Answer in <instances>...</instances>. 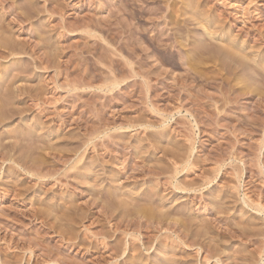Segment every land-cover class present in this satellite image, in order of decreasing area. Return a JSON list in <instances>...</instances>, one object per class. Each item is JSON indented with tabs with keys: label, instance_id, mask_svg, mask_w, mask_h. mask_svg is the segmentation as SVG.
I'll use <instances>...</instances> for the list:
<instances>
[{
	"label": "rangeland",
	"instance_id": "obj_1",
	"mask_svg": "<svg viewBox=\"0 0 264 264\" xmlns=\"http://www.w3.org/2000/svg\"><path fill=\"white\" fill-rule=\"evenodd\" d=\"M188 1L0 0V264L261 261L264 0Z\"/></svg>",
	"mask_w": 264,
	"mask_h": 264
},
{
	"label": "bare ground",
	"instance_id": "obj_2",
	"mask_svg": "<svg viewBox=\"0 0 264 264\" xmlns=\"http://www.w3.org/2000/svg\"><path fill=\"white\" fill-rule=\"evenodd\" d=\"M187 2H188V4H192V3H190L188 0H187ZM193 3H194V2H193ZM124 4H125V3H124ZM186 4H187V3H186ZM0 6H1V5H0ZM10 6H12V5H11V2H10L9 7H10ZM189 6H190V5H189ZM186 7H187V5H186ZM2 8H4V7L2 6ZM2 8H1V10H2ZM188 9H189V8H188ZM191 15H192V14H191ZM192 16L194 17V15H192ZM192 16H191V17H192ZM195 17H196V16H195ZM198 17H199V16H198ZM17 18H19V17H17ZM195 20H197V19H195ZM202 21H203V20H202ZM0 22H1V21H0ZM21 22H22V21H21ZM208 22H209V21H208ZM202 23H203V22H202ZM202 23H201V24H202ZM204 23H205V22H204ZM0 24H1V23H0ZM203 25H204V24H203ZM205 25H209V26H210V24L207 23V22L205 23ZM205 25L203 26V28L206 27ZM0 26L3 27V25H0ZM212 27H213V26H212ZM0 29H1V28H0ZM211 29H212V28H210V30H209V28L206 29L207 31L205 32V33H206L205 35L208 34V35L211 36L212 34H214V33H213V30H211ZM214 30H215V29H214ZM1 31H2V29H1ZM3 32H4V27H3ZM0 33H1V32H0ZM253 33H254V32H253ZM3 34H4V33H3ZM3 34H2V35H3ZM215 34L217 35V33H215ZM215 34H214V35H215ZM214 35H213V36H214ZM221 35H222V34H221ZM242 35H243V34H242ZM249 37H250V36H249ZM256 38H257V37H256ZM212 39H213V38H212ZM218 40H220V39H218ZM257 40H258V39H257ZM258 41H259V40H258ZM209 43H211V42H209ZM228 43H229V42H228ZM233 43H234V42H233ZM260 43H261V42H260ZM225 44H227V43H225ZM234 44H235V43H234ZM261 44H262V43H261ZM220 45H223V43L220 44ZM229 45H230V44H229ZM211 46H212V44H211ZM230 46H231V45H230ZM238 46H239V45H238ZM212 47H213V46H212ZM219 47H220V46H219ZM223 47H225V50L228 52L227 55L229 54L228 56H229L230 58L234 59V60H235V58H237V57H239L240 60H241V58H242V60H243V59H245V60L247 59V60H248V58H249L248 56H246L247 53L245 54V53L241 52L240 49H238L237 46H236L237 48H234L235 46H234V47H233V46L229 47L228 45H227V46H223ZM243 47H244V46H243ZM248 47H249V46H248ZM242 49H243V48H242ZM246 49H247V48H246ZM219 50H221V49H219ZM217 51H218V50H217ZM226 51H225V52H226ZM242 51H243V50H242ZM212 53H213V52H212ZM222 54H223V53H222ZM251 54H252V53H251ZM197 55H198V54H197ZM220 55H221V54H220ZM189 56H190V55H189ZM192 56H195V55L192 54ZM222 56H224V55H221L220 57H222ZM195 57H196V56H195ZM225 57L227 58V56H225ZM229 57H228V58H229ZM226 58H225V59H226ZM249 59H250V58H249ZM245 60H244V61H245ZM238 61H239V60H238ZM244 61H242V62H244ZM192 62H193V61H192ZM194 62H195V60H194ZM194 62H193V63H194ZM225 62H227V61H225ZM225 62H224V63H225ZM231 62H232V61H231ZM242 62H240V63H242ZM259 62H260V61H259ZM233 63L236 64V62H233ZM237 63H238V62H237ZM240 63H239V64H240ZM245 63H246V62H245ZM248 63H249V62H248ZM261 63H262V62H261ZM261 63H260V65H261ZM227 64H228V63H227ZM229 64H230V63H229ZM239 64H237L238 67H239ZM243 64H244V63H243ZM230 65H231V64H230ZM231 66H232V65H231ZM233 66H234V65H233ZM233 66H232V67H233ZM241 66L244 67L242 64H241ZM249 66H250V65H249ZM254 66H255V65H253V67H254ZM226 67L228 68V66H226ZM236 67H237V66H235V68H236ZM250 67H251V66H250ZM110 68H111V67H110ZM255 68H256V67H255ZM230 69H232V68H230ZM245 69H247V67H246ZM250 69H251V68H249V70H250ZM259 69H260V68H259ZM111 70H112V68H111ZM233 70H234V69H233ZM236 70H237V69H236ZM238 70H239V69H238ZM251 70H252V69H251ZM255 70H256V69H255ZM242 71H244V69H242ZM246 71H247V70H246ZM234 72H235V71H234ZM236 73H237V72H236ZM260 74H261V72H260ZM4 77H5V76H4ZM2 79H3V77H2ZM117 85H118V84H117L116 82L112 84V86H117ZM189 139H190V138H189ZM190 140H191V139H190ZM190 140H189V142H191ZM187 142H188V141H187ZM149 143H151V142H149ZM151 144H152V143H151ZM191 144H192V143H191ZM148 146H151V145L149 144ZM174 148H175V147H174ZM168 149H171V150H172V147L167 148V151H168ZM158 150H160V148H159ZM177 150H179V149L177 148ZM177 150H176V151H177ZM165 151H166V150H165ZM165 151H164L163 154H165ZM174 151H175V149H174ZM179 151H180V150H179ZM153 152H154V151H153ZM155 152H156V150H155ZM155 152H154V153H155ZM171 152H173V150L170 151V154L168 153L171 157H169V155H168V157L172 159ZM176 153H177V152H176ZM182 153H183V150H182ZM182 153L179 152V154H181V156L183 155ZM166 154H167V152H166ZM172 154H173V153H172ZM186 154H189V153H186ZM186 154H185V155H186ZM174 155H175V154H174ZM174 155H173V156H174ZM185 155H183V156H185ZM189 155H190V154H189ZM163 156H164V155H163ZM165 156L167 157V155H165ZM165 156H164V157H165ZM175 156H177V155H175ZM187 157H189V156L187 155ZM169 158H168V159H169ZM174 158H176V159L178 158V159H179L178 156H177V157H174ZM174 158H173V159H174ZM183 158H184V157H183ZM180 159H181V157H180ZM180 159H179V162H181L182 165H181V164L178 162V160H177V162L174 161V167H173V166L171 167V168H175L176 175L179 173L178 170H179V167H181V166H184V167H182V168H183L182 171H185V170H187L188 168H189V169L192 168V166H191V164H190L188 158H187V159H186V158H185V159H182V161H180ZM169 160H170V159H169ZM41 162H42V161H41ZM36 164H39V163H37V161H36ZM190 166H191V167H190ZM173 170H174V169H173ZM190 170H192V169H190ZM187 171H188V170H187ZM157 173H158V172H157ZM155 174H156V173H155ZM158 174H159V173H158ZM156 175H157V174H156ZM156 175H155V178L158 177V176H156ZM157 179H158V178H157ZM207 179H208V178H206L205 181H207V183H208V180H207ZM210 182H211V180H210ZM211 183H212V182H211ZM204 184H205V183H204ZM176 185H177V183H176ZM178 185H180V183H179ZM206 185H207V184H206ZM183 186H184V185H183ZM187 186H188V185H186V188H182L181 190H184V191H194V188L191 189V187H192L193 185H192L190 188H189L190 185L188 186V188H187ZM203 186H204V185H203ZM184 187H185V186H184ZM189 189H191V190H189ZM156 190H158V188H157ZM154 191H155V189H154ZM153 195H154L155 197L158 196L157 193H156L157 196H156L155 194H153ZM153 195H152V196H153ZM160 196H161V195H160ZM160 196H158V199H162V198H159ZM122 201H124V200H122ZM122 201L120 202V204H121L122 206H126V207L128 206V207H130L131 204H129V203H127V202L125 203V201H124V202H122ZM160 201H164V200H160ZM133 202H134V201H133ZM133 202H132V203H133ZM257 203L259 204V202H257ZM159 204H160V203H159ZM159 204H158V205H159ZM255 204H256V203H255ZM151 205H152V204H151ZM131 206H132V207L135 206V208H137V207H136L137 205H134V204H133V205H131ZM143 206H144V205H143ZM146 206H147V205H146ZM146 206L144 207V209H143L142 206H141L140 209H139V206H138V209H134V208H133L134 210H132V211H135V213L137 212V214H141V216L143 217V219H147L148 221H151V223H153L152 221H154V223H157L159 226H160L161 224H162L161 226H163V223H164V222L166 223V221L164 220L165 217H166V214H164V215H165V216H164L163 213L161 212V209H160V211H159V207H158V210H157V209L155 210V208H152V207H150L149 205H148V206H149L150 208H148V207H146ZM152 206H153V205H152ZM159 206H161V205H159ZM162 207H165V206H161V208H162ZM156 208H157V206H156ZM205 209H206V208H205ZM205 209H204V210H205ZM257 209L259 210V212H262V213L264 214V206L262 205V203L259 204V205L257 206ZM154 210H155V211H154ZM156 212L158 213V215H160L159 212H161V215H163L164 217H162V216H158V215L156 214ZM185 212H186V211H185ZM133 213H134V212H133ZM135 213H134V214H135ZM165 213H167V211H166ZM137 214H136V215H137ZM167 214H168V213H167ZM183 214H184V211H183L182 215H183ZM136 215H135V216H136ZM61 216H62V215H61ZM169 216H170V215H167V217H169ZM185 216H186V215H185ZM185 216H182V217L185 218ZM64 217H65V215H64ZM64 217H63V219H64ZM138 217H139V219H140V216H138ZM138 217L136 216V218H138ZM167 217H166V218H167ZM182 217H181V218H182ZM61 218H62V217H61ZM136 218H135V219H136ZM162 218H163V219H162ZM183 218H182V219H183ZM58 219H60V216H59ZM65 219H67V218H65ZM139 219H138V220H139ZM141 219H142V218H141ZM143 219H142V220H143ZM60 220H61V219H60ZM142 220H140V221H142ZM167 220H170V219L168 218ZM62 221H63V220H62ZM64 221H65V220H64ZM177 221H178V220H177ZM182 221H183V223H182ZM182 221H181V223L184 224V228H185V229H183V230H184L183 233H184L185 231H187V233H188L191 229L188 230L187 228L190 227L191 225H190V224H187V226L189 225V226L187 227V226L185 225V223H184V220H182ZM145 222H146V221H145ZM145 222H144V223H145ZM167 222H170V221H167ZM138 223L140 224L139 226H142V223H143V222H142V223L138 222ZM147 223H148V222H147ZM149 223H150V222H149ZM181 223H180V224H181ZM168 224H169V223H167V225H168ZM165 225H166V224H165ZM186 235H187V234H185L184 236H186ZM133 236H134V235H133ZM180 237H181V236H180ZM180 237H178V239H180L181 243H185V242H183V241H184V240H183L184 237L182 236L183 239H181ZM133 238H134V237H133ZM135 238H136V240H138L137 237H135ZM135 238H134V239H135ZM186 238H187V236H186ZM180 241H179V243H180ZM181 243H180V244H181ZM181 245H182V244H181ZM185 245H186V243H185ZM187 246H189V245H187ZM189 247H190V246H189ZM122 254H123V253H122ZM160 254H161V253H160ZM259 254H260V257H261L262 259H261V261H259L258 264H264V249H263ZM161 255H163V254H161ZM204 260H205V258H204ZM208 260H209V258H207L206 261H208ZM168 262H169V261H168ZM168 262H167V263H168ZM163 263H164V262H163ZM163 263H162V264H163ZM165 263H166V262H165Z\"/></svg>",
	"mask_w": 264,
	"mask_h": 264
}]
</instances>
